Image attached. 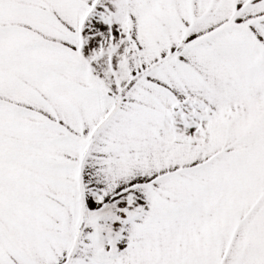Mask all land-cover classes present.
<instances>
[{
    "label": "snow or ice",
    "instance_id": "obj_1",
    "mask_svg": "<svg viewBox=\"0 0 264 264\" xmlns=\"http://www.w3.org/2000/svg\"><path fill=\"white\" fill-rule=\"evenodd\" d=\"M0 264H264V0H0Z\"/></svg>",
    "mask_w": 264,
    "mask_h": 264
}]
</instances>
